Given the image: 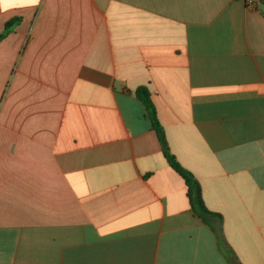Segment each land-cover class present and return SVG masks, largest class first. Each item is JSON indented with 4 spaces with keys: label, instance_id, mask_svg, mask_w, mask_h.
Returning <instances> with one entry per match:
<instances>
[{
    "label": "crops",
    "instance_id": "0c3cea01",
    "mask_svg": "<svg viewBox=\"0 0 264 264\" xmlns=\"http://www.w3.org/2000/svg\"><path fill=\"white\" fill-rule=\"evenodd\" d=\"M251 1L0 0V264H264Z\"/></svg>",
    "mask_w": 264,
    "mask_h": 264
},
{
    "label": "trees",
    "instance_id": "16d2710c",
    "mask_svg": "<svg viewBox=\"0 0 264 264\" xmlns=\"http://www.w3.org/2000/svg\"><path fill=\"white\" fill-rule=\"evenodd\" d=\"M12 25H13L12 22L7 24L6 32H8L11 29ZM3 36L4 35H0V39ZM140 94L144 96V99L146 100V102L149 104L151 108V112L153 113V119H154L153 120L154 129L156 130L158 137L163 145L164 152L169 160L171 167L185 180V182L188 185L189 197H190L192 209L195 211V213L199 215V217H201L203 220L206 221L207 217L213 216L214 213L209 211L207 207L205 206V203L202 197V190H201L200 183L195 179L194 175L190 171L185 169L178 162L176 157L170 153L168 145H167L165 133L163 131V128L161 127V125L156 119L155 109L149 98L148 93L145 90H141Z\"/></svg>",
    "mask_w": 264,
    "mask_h": 264
},
{
    "label": "built area",
    "instance_id": "2783aa9c",
    "mask_svg": "<svg viewBox=\"0 0 264 264\" xmlns=\"http://www.w3.org/2000/svg\"><path fill=\"white\" fill-rule=\"evenodd\" d=\"M264 0H252L251 3H250V6L251 7H258L260 4H262Z\"/></svg>",
    "mask_w": 264,
    "mask_h": 264
}]
</instances>
